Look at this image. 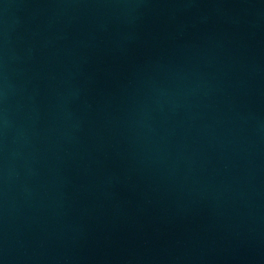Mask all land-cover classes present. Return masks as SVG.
I'll return each mask as SVG.
<instances>
[{
  "label": "water",
  "instance_id": "obj_1",
  "mask_svg": "<svg viewBox=\"0 0 264 264\" xmlns=\"http://www.w3.org/2000/svg\"><path fill=\"white\" fill-rule=\"evenodd\" d=\"M0 264H264V0H0Z\"/></svg>",
  "mask_w": 264,
  "mask_h": 264
}]
</instances>
